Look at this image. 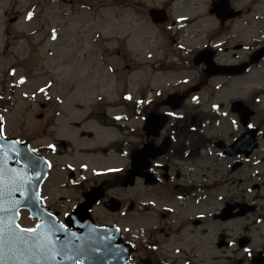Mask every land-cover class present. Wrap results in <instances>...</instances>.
Wrapping results in <instances>:
<instances>
[{
  "label": "flooded vegetation",
  "instance_id": "flooded-vegetation-1",
  "mask_svg": "<svg viewBox=\"0 0 264 264\" xmlns=\"http://www.w3.org/2000/svg\"><path fill=\"white\" fill-rule=\"evenodd\" d=\"M215 1L205 0L201 7L204 9L194 20L146 22L147 47L142 67L158 83L155 99L149 100L144 93L139 108L133 102L113 108L91 104L87 119L70 117L72 122L65 125V132L72 139H53L59 149L58 157L65 158L60 165L64 169L59 166L52 172L61 189L57 199L49 194V207L56 214L60 210L55 205L64 207L68 203L83 202L85 194L94 189H99V194L102 192L107 199L120 200L124 207L112 213L101 201L92 210L96 218L105 211L109 215L124 214L121 217L124 221H145L152 212L156 213V228L140 231L145 244H137L132 255L135 264H254V257L262 250L257 247L256 254L246 255L245 249H250L254 239L249 236L246 246L243 239L257 227L254 220L261 212L260 197L255 193L260 191L264 179V143H261L264 141V99L261 97L264 94H260L264 90L259 86V66L264 60L259 65L243 67L264 47L261 42L264 17L247 20L253 17L251 7L245 0H230L234 17L222 21L213 11ZM217 6L224 9L223 5ZM118 7L122 18L131 4L127 1ZM135 7L146 6L135 4ZM167 7V4L162 6L164 10ZM254 7L264 12V4L259 1ZM127 27L131 28L130 24H118L114 42L127 41ZM254 29L261 38L251 36L248 47L235 43L240 34L254 33ZM235 51L241 54L237 56ZM201 52L205 53L203 59L196 60ZM114 56L122 58V62L111 65L108 84L101 88H110L111 96L118 98L127 91L125 73H131L137 65L129 64L130 58L123 54L121 47ZM160 58H176L179 64L161 63ZM210 58L218 66L236 70L211 69ZM131 62L134 63L132 59ZM171 95L182 98L170 103ZM67 96H72V92ZM68 104L76 111L85 107L81 100L60 101L57 108L53 102L46 104L50 113L44 118L46 134L57 137L56 121L63 116L60 109ZM110 109L119 110L111 116L124 114L125 118L114 121L107 115ZM151 115L160 117L158 129L154 131L148 125ZM160 128L157 136L152 137ZM38 131L41 127H37ZM123 135L127 140L121 145ZM245 137L247 142L240 145L238 152L221 149ZM89 142H97L98 147H90ZM150 142L162 147L164 152H153L149 159L137 161L144 177L137 178L134 187H124L127 172L134 168L135 151ZM116 158L125 160L122 172L108 177L107 168ZM96 164L103 168V176L94 172ZM246 187L250 189L249 198L245 196ZM65 190L69 191L68 196L63 194ZM246 204L254 206L255 212L244 216L239 206ZM231 205L235 209L223 215V210ZM232 214L237 217L229 219ZM249 220L253 228H246L245 221Z\"/></svg>",
  "mask_w": 264,
  "mask_h": 264
},
{
  "label": "rangeland",
  "instance_id": "rangeland-1",
  "mask_svg": "<svg viewBox=\"0 0 264 264\" xmlns=\"http://www.w3.org/2000/svg\"><path fill=\"white\" fill-rule=\"evenodd\" d=\"M69 2H60L59 0H0V84L2 82L6 94L8 95L10 90V82L14 81V77L11 76L10 70L15 68L18 63L29 65H22L16 69L15 79L22 76L24 70H32L33 74L40 75L45 74V71L50 68H61L66 66L62 65L61 58L63 54H67L70 49H74L73 52H77L76 43L78 39L82 37L81 27L84 25L86 35V43H90L92 35L90 34L96 21L95 15L92 16V12L88 8L82 7V5H94L97 4L109 6L112 0H70ZM142 0H133L131 4L140 3ZM156 4H161L165 0H147ZM253 0H246L247 5H251ZM100 8L94 9L99 11ZM103 11V12H101ZM102 15L111 16L112 10L109 8L101 9ZM33 13V18L28 19V14ZM20 14V20L15 24H9V19L14 18ZM136 18H129L134 21L146 20L143 11H139L138 14L134 13ZM100 17V16H99ZM173 17V16H172ZM112 20V18H110ZM251 19V18H250ZM53 29H55L56 38L53 39ZM66 29H68L66 31ZM10 34L7 35L6 32ZM249 31L247 34L255 36L257 34L256 29L254 33ZM249 36V35H248ZM247 37V36H245ZM77 38V40H71ZM66 41L75 44H66ZM5 45H11L10 50H5L3 54V48ZM141 42H135L130 48V52L136 55L141 51ZM87 50L91 51L89 58H93L92 52H94V45L87 46ZM168 51V49L166 50ZM51 53L55 55L51 57ZM87 53V52H86ZM84 54V53H83ZM61 55V56H59ZM74 56L75 54H68ZM109 61L112 64L115 62H122V58L111 56ZM95 67V61H93ZM92 67V66H91ZM93 67V69H94ZM92 76L88 77L89 85H93ZM42 80L40 85H45L46 80ZM4 82V83H3ZM36 86V85H35ZM34 86V87H35ZM2 86L0 85V88ZM33 87V88H34ZM32 87L21 88L18 94L26 92L28 94L33 92ZM36 89V88H35ZM34 89V90H35ZM6 95V103L7 101ZM34 104V105H33ZM27 103L23 100H17L13 107L6 109V104L3 106L6 109L4 116L6 119L4 130L7 136L18 137L24 140H31L33 137H37V126L41 127L45 122L37 120V116L42 112L39 104ZM30 105H32L30 107ZM45 116L50 115L49 112H44ZM65 122V120H63ZM36 135V136H35ZM46 136H41V138ZM49 141V138L38 139L36 144H45ZM55 184H57L55 182ZM52 186V185H51ZM23 224L29 225V221L25 220ZM264 230L260 233L255 232L256 243L264 245L262 237Z\"/></svg>",
  "mask_w": 264,
  "mask_h": 264
},
{
  "label": "snow or ice",
  "instance_id": "snow-or-ice-1",
  "mask_svg": "<svg viewBox=\"0 0 264 264\" xmlns=\"http://www.w3.org/2000/svg\"><path fill=\"white\" fill-rule=\"evenodd\" d=\"M29 20L33 18V13H29ZM55 29H53V39H55ZM43 91V89H41ZM129 99L131 97H128ZM235 123V121H233ZM249 128L252 127L251 124L248 125ZM4 135V129L2 124H0V138ZM54 147V146H52ZM32 151H35L33 149ZM33 166H36L33 163ZM51 165H49L50 167ZM110 171H120V169H112ZM12 184L14 185L12 189L8 192V195L11 196L13 192H20L21 185L17 182L15 177H12ZM3 193L0 191V199H2ZM6 212L8 213L7 218V230L5 231L3 228H0V264H2L4 259V249L7 247L10 254L13 255V258L16 257H24L28 253L34 255L37 253H44L46 250L53 253L52 257L55 255H63L66 254L65 250L69 248L68 243L59 242L58 237L56 240L50 238V234L55 236L56 233H59L62 229L66 232L67 226L56 224H37L35 227L24 228L21 227L20 224L16 223L15 217L19 214L16 211V204L13 200L9 207H4L0 204V213ZM50 215V214H49ZM2 222V219H0ZM44 228L45 231H41ZM57 243H59V247H57ZM74 253L79 254L84 251L82 246L73 245L71 249ZM245 252L250 254L249 249H245Z\"/></svg>",
  "mask_w": 264,
  "mask_h": 264
},
{
  "label": "water",
  "instance_id": "water-1",
  "mask_svg": "<svg viewBox=\"0 0 264 264\" xmlns=\"http://www.w3.org/2000/svg\"><path fill=\"white\" fill-rule=\"evenodd\" d=\"M154 12V19L159 20V14L157 13V11ZM0 145L2 147V150L0 151V184H3L0 185V187L5 186V189H9L14 186L12 183H9V181L12 179V177H15V174L19 173L18 170L10 168L12 164L11 162H13L17 158L26 166H29L30 164H32V162L29 161L28 158H25V155L28 156V153L26 152H29L28 146L26 144H20L15 140L7 141L3 138H0ZM23 153L24 155H22ZM15 219L17 220V216L15 217ZM4 252L8 253L9 259L11 261L4 256L2 264H40L38 261L32 260L30 256H28V254H26L24 257L13 258V255L9 253L7 247H5ZM16 261H18V263ZM20 261H22L23 263H20ZM126 262L127 260H124V263ZM57 264L64 263L60 261Z\"/></svg>",
  "mask_w": 264,
  "mask_h": 264
}]
</instances>
